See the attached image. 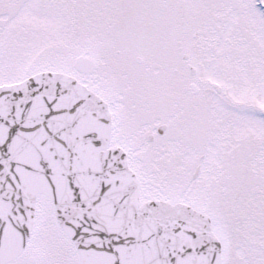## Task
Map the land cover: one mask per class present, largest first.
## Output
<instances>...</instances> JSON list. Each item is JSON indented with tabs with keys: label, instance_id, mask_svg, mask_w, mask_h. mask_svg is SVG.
I'll list each match as a JSON object with an SVG mask.
<instances>
[{
	"label": "snow or ice",
	"instance_id": "obj_1",
	"mask_svg": "<svg viewBox=\"0 0 264 264\" xmlns=\"http://www.w3.org/2000/svg\"><path fill=\"white\" fill-rule=\"evenodd\" d=\"M0 264H264V0H0Z\"/></svg>",
	"mask_w": 264,
	"mask_h": 264
}]
</instances>
